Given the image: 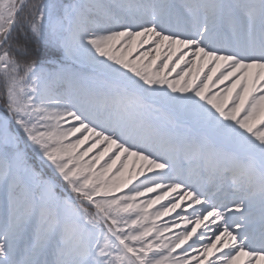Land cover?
<instances>
[{
	"label": "snow or ice",
	"instance_id": "6c2138e0",
	"mask_svg": "<svg viewBox=\"0 0 264 264\" xmlns=\"http://www.w3.org/2000/svg\"><path fill=\"white\" fill-rule=\"evenodd\" d=\"M0 264H264V0H0Z\"/></svg>",
	"mask_w": 264,
	"mask_h": 264
},
{
	"label": "rangeland",
	"instance_id": "374dc122",
	"mask_svg": "<svg viewBox=\"0 0 264 264\" xmlns=\"http://www.w3.org/2000/svg\"><path fill=\"white\" fill-rule=\"evenodd\" d=\"M60 2L67 4V3H72L73 0H60Z\"/></svg>",
	"mask_w": 264,
	"mask_h": 264
},
{
	"label": "bare ground",
	"instance_id": "6f19581e",
	"mask_svg": "<svg viewBox=\"0 0 264 264\" xmlns=\"http://www.w3.org/2000/svg\"><path fill=\"white\" fill-rule=\"evenodd\" d=\"M165 219H168V218H165Z\"/></svg>",
	"mask_w": 264,
	"mask_h": 264
}]
</instances>
